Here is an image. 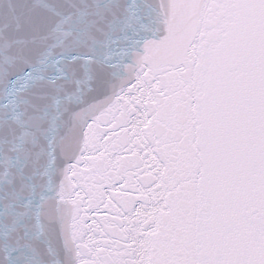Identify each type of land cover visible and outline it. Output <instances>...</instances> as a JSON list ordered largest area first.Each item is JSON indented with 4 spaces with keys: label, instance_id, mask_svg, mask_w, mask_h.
<instances>
[{
    "label": "snow or ice",
    "instance_id": "1",
    "mask_svg": "<svg viewBox=\"0 0 264 264\" xmlns=\"http://www.w3.org/2000/svg\"><path fill=\"white\" fill-rule=\"evenodd\" d=\"M0 264H264V0H0Z\"/></svg>",
    "mask_w": 264,
    "mask_h": 264
}]
</instances>
